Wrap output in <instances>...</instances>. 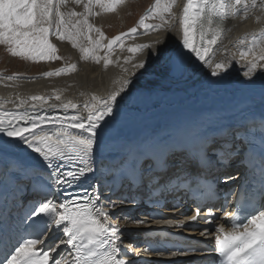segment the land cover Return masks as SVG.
<instances>
[{"label":"snow or ice","instance_id":"6c2138e0","mask_svg":"<svg viewBox=\"0 0 264 264\" xmlns=\"http://www.w3.org/2000/svg\"><path fill=\"white\" fill-rule=\"evenodd\" d=\"M75 2L83 4V12L62 11L67 0H0V45L6 46L12 56L26 60H56L60 57L49 40L50 36H56L79 48L82 59L96 63L103 60L107 67L113 63L109 58L112 48L116 44L123 48V39L137 34V27L119 33L105 45L104 34L89 22L88 17L94 14L93 5L114 11L121 0ZM258 3L264 5V0H185L178 19L180 38L177 46H171L166 36L154 42V51L149 43L132 45L127 50L133 54L149 50L146 58L133 67L144 71L163 67L173 74L183 75L202 71V65L211 68L212 78L222 81L227 75L225 70L229 62H214L212 57L219 50L226 23L241 11L247 15L249 9L256 8ZM174 4L175 0H155L148 12L140 17L138 27L145 31L160 30L165 25L172 27L177 22L171 11ZM150 14L162 23H145ZM256 19L259 21L260 17ZM92 32L97 33L95 39L90 35ZM81 36H86L87 47L77 43ZM238 47L241 56L252 57L245 65L243 75L246 79L242 83L252 93V102H258L264 110V29L259 36L254 34L247 45L241 38ZM100 48L105 49L104 56L97 54ZM124 59L128 63L132 57ZM75 69V65H69L42 75L50 77ZM123 71L127 72V69ZM13 78L18 77H8ZM119 84L106 96L91 95L83 105L86 115L79 114L76 103H49L48 97L39 95L18 98L19 102L12 110H3L5 102L0 101V163L4 165L5 174L14 181H28L25 188L31 192V204L24 205V216L30 229L26 237L17 238L9 218L0 214V264H132L130 259L122 258L126 255L125 249L131 246L123 245L119 224L110 222L111 210L116 209L117 204L123 205L125 199L109 200V207L98 206L103 193L96 157L109 146L105 134L109 122L116 118L118 98L134 86L127 77ZM55 99L61 98L56 95ZM55 109H63L65 116L45 114ZM70 109L77 114L67 116ZM239 137V129L220 137L207 131L195 134L180 131L174 137L146 141L137 155L143 157L140 162L143 170L158 169L161 178L169 173L202 175L211 167L218 171L227 170L234 161L241 159V153L250 145ZM17 152L34 158L36 163L18 160ZM10 160H16L18 166L10 169ZM224 182L227 183V178ZM85 184L87 186H82ZM73 189L77 191H71ZM53 193L62 194L59 201ZM259 207L264 204L252 207L243 217L246 223H241L237 214L226 213L232 223L230 231H226L223 225L216 226L214 216L212 220L200 216L199 206L196 214L188 219L193 222L205 219L206 227L201 235L210 233V228L215 227L214 250L223 264H264V211H259ZM164 223L186 226L184 221ZM57 232L60 238L52 240Z\"/></svg>","mask_w":264,"mask_h":264},{"label":"bare ground","instance_id":"6f19581e","mask_svg":"<svg viewBox=\"0 0 264 264\" xmlns=\"http://www.w3.org/2000/svg\"><path fill=\"white\" fill-rule=\"evenodd\" d=\"M184 2L185 0H175V4L171 11L175 15L177 22L172 27L165 25L160 30H151L148 32L140 31L135 35L125 37L123 39V48H121L119 44H116L109 54V58L113 63L109 64L107 67L104 66L103 60H101L100 63H96L91 59H82V54L79 48L74 47L75 51H73L72 42L67 40L66 46L63 48V45H60V48L63 51L62 53L65 54L64 57L69 59L70 64H67L62 68H67L69 65H75L76 69L74 71H68L50 77H45L42 73L30 77L15 75V77L18 78L13 79H8V77H13V75L0 74V101L5 102L3 103V110H12L14 105L19 102L18 98L26 99L34 95H39L48 97L49 103L59 104L68 101L76 103L79 105V114L86 115L83 105L86 101L91 99V95L95 94L101 97L108 95L111 91L120 86L119 81H122L125 77L131 79L134 86H130V90H126L127 94H122V98H118L116 114H118V112L124 107L123 102L125 100H130V102L126 104L127 106L137 105L140 108L142 107L141 104L144 105L145 103L155 101H165L174 97H182L193 92H201L216 83L225 84L233 88L244 86L242 82L246 79L243 75L246 70L245 65L252 59V57L241 56L238 41L241 38H244L245 45H247L254 34L259 36L261 30L264 29V5H260L259 3L256 8H250L247 15L241 11L238 15L229 18L226 23V30L219 41V50H217L212 57L214 62H219L220 60H227L229 62V67L225 70L227 75L222 81L212 78L210 76L211 68H206L202 65V71H198L195 74L185 73L183 75L173 74L163 67L150 68L148 71L133 67V64L146 58L149 50L133 54L127 50L128 47L132 45L149 43L153 45L151 50L154 51V42L166 36L167 41L171 46H177L180 38L178 19L182 13ZM67 4V6H70L68 2ZM72 4L71 6L74 7ZM82 7L81 5L80 7H76L75 3L74 11L81 13L84 11ZM69 8L70 10L72 9L71 7ZM90 17L91 15L89 16V21L92 24ZM256 17H260V20L258 21ZM98 23L99 21L95 20L92 25H97ZM161 23L162 21L158 22V24ZM90 35L95 39L97 33L92 32ZM83 37L86 36L79 37L77 43L83 47H87L88 40L81 39ZM103 43L107 45L105 41ZM97 54L99 56H104L105 49L101 48L100 50H97ZM125 57H132V59L128 63H125ZM197 63L199 64V62ZM124 68L127 69V72L123 71ZM53 71H55V69ZM56 95H59L61 99L56 100ZM159 111V120L154 127H148V129L139 131L138 135L131 137L128 140H123V142L121 141L119 144L122 146H128L129 149L134 148L135 150V148L142 147L143 143L148 141L150 137L157 138L159 134L166 139L170 137L173 128L171 125L166 126V123L170 121L174 115H179L181 112L175 108L169 107H164L159 109ZM225 111V113L211 111L207 113L206 116H200L198 125L203 124L209 126L216 125L217 123L219 124L220 122L225 124L230 123L231 125L235 123L239 119V116L244 112H246L245 115H247L261 113L264 110L260 108L258 102L253 103L251 98H249L238 101V103L233 105L229 110ZM149 113L153 114L155 111L153 110ZM45 114H58L61 117L65 116L63 109L50 110ZM74 114L77 113L70 109L67 116L70 117ZM196 119L197 118H195V120ZM149 121H151L150 118L144 121V124ZM108 140H114V138ZM17 153L22 157L25 156L23 152ZM100 155L101 153L96 157L97 167L103 162L101 159L97 160L100 158ZM19 160L23 161V159ZM23 162L36 163L34 158L30 156H27ZM9 166L11 169L18 165L13 160H10ZM8 176L9 175H4L5 178ZM94 182L95 181H93V183ZM21 183H25V181L19 182L17 185ZM101 189H103L102 185ZM101 201L102 198L98 206L105 205L101 204ZM104 207L107 206L105 205ZM110 222L112 224H117L116 219H110ZM123 235L127 240L126 235ZM126 240L123 241V245L128 246L129 242ZM125 250H127V248ZM149 258L153 261L154 257L150 256Z\"/></svg>","mask_w":264,"mask_h":264},{"label":"rangeland","instance_id":"374dc122","mask_svg":"<svg viewBox=\"0 0 264 264\" xmlns=\"http://www.w3.org/2000/svg\"><path fill=\"white\" fill-rule=\"evenodd\" d=\"M67 2L70 6L62 9V11L67 12L74 10L76 3L75 0H67ZM154 3L155 0H121V2L115 6L114 11H105L98 5H93L92 10L94 14L93 16L91 15L90 18L92 24L95 22V20L99 21V23L97 25L95 24L94 26L99 28L104 34L103 42L105 41V43H108L109 40L117 36L119 33H126L130 28L133 27H137V32H144L145 30L143 28L138 27V21L141 16L148 12V9L152 7ZM71 4L74 5V7L71 6ZM79 4L81 7L83 6L82 3H76V7H80ZM69 7L72 9L70 10ZM76 12L79 13L78 11ZM166 17L167 15L165 14V18ZM75 19L76 18L74 17L73 20ZM158 22H161V20L158 17L153 18L152 14H150L145 19V23L147 24H158ZM81 39L87 40L86 37ZM49 40L55 45L57 49L56 55L60 57V59L37 61L26 60L21 57L12 56L7 52L6 46L0 45V74L30 77L40 73L53 71L54 69L57 70L67 64H70L69 59L64 57L65 54L62 53L63 51L60 48V45H63V48L66 46L67 39L60 40L56 36H50ZM73 51H75L74 47Z\"/></svg>","mask_w":264,"mask_h":264}]
</instances>
